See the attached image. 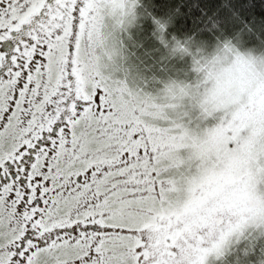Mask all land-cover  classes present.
Wrapping results in <instances>:
<instances>
[{"label": "snow or ice", "instance_id": "1", "mask_svg": "<svg viewBox=\"0 0 264 264\" xmlns=\"http://www.w3.org/2000/svg\"><path fill=\"white\" fill-rule=\"evenodd\" d=\"M95 25L93 0H0V264H178Z\"/></svg>", "mask_w": 264, "mask_h": 264}, {"label": "rangeland", "instance_id": "2", "mask_svg": "<svg viewBox=\"0 0 264 264\" xmlns=\"http://www.w3.org/2000/svg\"><path fill=\"white\" fill-rule=\"evenodd\" d=\"M93 6V72L118 86L145 149L147 227L179 248L178 264L262 261L264 56L218 51L200 66L205 73L194 89L185 84L183 56L168 68L143 66L141 39L154 22L146 21L141 0ZM150 91L154 99L145 95ZM221 158L240 166L257 195L238 205L209 193L197 211L181 210L191 180Z\"/></svg>", "mask_w": 264, "mask_h": 264}, {"label": "trees", "instance_id": "3", "mask_svg": "<svg viewBox=\"0 0 264 264\" xmlns=\"http://www.w3.org/2000/svg\"><path fill=\"white\" fill-rule=\"evenodd\" d=\"M141 1L146 21L154 22L141 39L144 52L139 53V58L143 66L168 68L183 56L185 84L191 88L195 89L205 73L201 65L211 61L218 51L233 47L243 53L264 56V0ZM160 24L166 27V37L175 36L184 42L182 51L171 54L159 43L156 34ZM151 92L145 95L154 99ZM255 264H264V258Z\"/></svg>", "mask_w": 264, "mask_h": 264}, {"label": "clouds", "instance_id": "4", "mask_svg": "<svg viewBox=\"0 0 264 264\" xmlns=\"http://www.w3.org/2000/svg\"><path fill=\"white\" fill-rule=\"evenodd\" d=\"M165 33V25H158L156 39L171 54L184 49V42L175 36L169 39ZM198 188L201 189L203 195H197ZM209 193L238 205L252 200L257 195L254 186L245 179V173L240 166L233 160L225 158H221L219 163L203 169L199 176L191 180L189 197L181 210L197 211L206 202Z\"/></svg>", "mask_w": 264, "mask_h": 264}, {"label": "bare ground", "instance_id": "5", "mask_svg": "<svg viewBox=\"0 0 264 264\" xmlns=\"http://www.w3.org/2000/svg\"><path fill=\"white\" fill-rule=\"evenodd\" d=\"M135 86V85H134Z\"/></svg>", "mask_w": 264, "mask_h": 264}]
</instances>
